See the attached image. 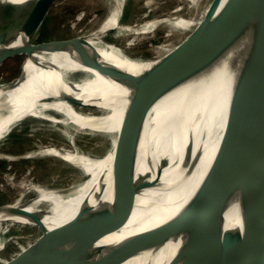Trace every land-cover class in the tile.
Masks as SVG:
<instances>
[{
	"label": "bare ground",
	"instance_id": "1",
	"mask_svg": "<svg viewBox=\"0 0 264 264\" xmlns=\"http://www.w3.org/2000/svg\"><path fill=\"white\" fill-rule=\"evenodd\" d=\"M6 1L14 3L22 0ZM112 1V8L99 24L80 30L64 39V43L39 48L45 21L42 20L22 46L27 52L20 62V71L25 67L26 78L22 81L19 73L12 78L10 87L0 83V158L14 162L40 157L53 168L58 167L56 164H63L68 172H72L73 178L54 187L31 181L27 185L29 189L21 192L16 200L0 203V207L5 208V211L0 208V229L4 224H23L34 229V234L25 232L22 235L23 240L9 255L2 257L0 254V264H12L14 261L24 264L50 230L72 218L113 169L116 151L128 139L127 118L130 117L132 103L137 102L141 92H144L143 84L138 90L131 89L116 79V75L114 77L107 72L112 66L100 70L78 59L76 53L96 54L133 76L141 75L147 79L163 66L179 61L197 46L218 11L217 7L209 11L211 1L197 19L181 15L180 11L186 7V3L182 2L166 14L150 19L136 17L131 22L121 23L126 0ZM263 5L264 0H237L231 35L249 27L257 19ZM81 16L77 15V19ZM77 19L73 26H76ZM94 19L91 17L89 23H93ZM160 25L166 26L167 36L174 34L173 30L188 32L174 46L160 44L152 47L149 44L145 48H152L153 52L135 51L140 35L154 33ZM111 28L115 38L127 35L125 43L103 39ZM90 36L95 40L72 45L73 41ZM33 53L32 61L30 56ZM237 69L234 66H218L207 70L155 104L150 132L153 169L142 155L136 175L148 174L154 178L157 174L161 182L172 183L193 159L199 154L200 157L190 174L173 189L148 188L139 193L137 204L123 226L124 232L148 227L161 219L174 227L179 226L182 217H164L189 197L213 159L225 127L227 101L244 92L238 83ZM39 122L41 129L47 133L40 139L41 142L32 141ZM18 123H34L27 139L32 141V145L17 153L3 150L11 142L9 135L12 127ZM59 134L63 135L64 141L61 142ZM102 139V147L95 151V147L91 149L95 140ZM32 170L33 166H30L25 173L28 175ZM28 191L32 195L27 198ZM261 191L264 204V174ZM247 199H250L247 192L237 197L225 212L224 219L229 227H238L243 231L253 223L246 237L250 259L252 264H264V234L259 230L254 215L248 214L245 208ZM147 203L154 205L145 208ZM102 222L100 218L77 234L50 264H74L80 251L97 234ZM196 226L178 238L147 237L153 248L133 264H225L219 249L207 239L200 225ZM3 232L0 230V250L7 237L3 236ZM203 260L205 262H201Z\"/></svg>",
	"mask_w": 264,
	"mask_h": 264
},
{
	"label": "water",
	"instance_id": "2",
	"mask_svg": "<svg viewBox=\"0 0 264 264\" xmlns=\"http://www.w3.org/2000/svg\"><path fill=\"white\" fill-rule=\"evenodd\" d=\"M236 1L212 0L209 11L214 7L218 11L197 46L179 61L163 66L147 79L141 75L133 76L96 54L85 51L76 53L78 59L100 70L112 66L107 72L116 75V79L131 89L138 90L143 84L144 92H141L137 102L132 103L130 117L127 118L128 139L116 151L113 169L72 218L49 231L24 264H50L77 234L100 218L103 222L99 231L80 251L74 264H133L153 248L147 242V237L178 238L197 224L222 253L225 264H252L246 240L252 224L243 231L238 227H229L224 216L234 200L247 192L250 199L245 201V208L248 214L254 215L259 230L264 234L261 191L264 174V5L249 27L231 35ZM52 3L53 0L14 3L0 0V66L9 58L27 52L22 46L41 21L46 19ZM120 21L126 22L122 18ZM112 32L113 29H109L103 39L108 42L106 36ZM92 40L95 38L90 36L73 41L72 45ZM64 41H39V48ZM30 58L33 61L34 53ZM218 66L238 68V83L244 92L227 101L223 134L199 183L186 200L164 217H182V221L178 227H174L161 219L148 227L124 232L123 226L137 204L136 196L139 193L148 188L173 189L190 174L200 157L199 154L193 159L172 183L161 182L157 174L154 178L148 174L136 175L142 155L153 169L150 132L155 104L194 81L199 74ZM20 73L23 81L27 76L25 67ZM11 85L9 81L5 87ZM153 205L147 203L144 207Z\"/></svg>",
	"mask_w": 264,
	"mask_h": 264
},
{
	"label": "rangeland",
	"instance_id": "3",
	"mask_svg": "<svg viewBox=\"0 0 264 264\" xmlns=\"http://www.w3.org/2000/svg\"><path fill=\"white\" fill-rule=\"evenodd\" d=\"M211 1L212 0H126L121 18L126 22H131L135 20L136 17H146L150 19L155 15L168 13V11L174 6L183 2L186 3V7L180 11L181 15L195 16V18L198 19L199 15L205 11ZM112 6V0H53L52 6L42 25L39 41L44 42L66 39L78 33L80 30L89 29L93 26V24L95 26L103 21ZM149 7L152 9L148 10ZM77 15L82 16L77 19ZM91 17H95V19L94 22L90 24L89 21ZM76 19L78 22L76 26H73V22ZM167 32L166 26L160 25L157 29H155L154 33H143L145 37L140 35V38L136 41V49H131H135V51L144 50L147 53L150 52L149 50L153 52L152 48H145L149 46V44H152V47L160 44L174 46L187 34L188 30H173L174 34L170 36H167ZM124 37L126 38L127 35L115 38V35L112 33L107 34L106 39H116L118 42L123 44L125 43ZM129 37L131 38L132 35L130 34ZM23 57L24 53L17 54L6 60L0 66V83L7 84L12 80V78L19 75L20 62ZM37 124L38 131H34L35 137L32 141L36 140L41 142L40 139L44 138L47 132L41 129V122ZM33 125L34 123H18L14 125L9 135L11 137V142H8V144L3 147V150L17 153L26 147H30L32 145V141L27 139L29 138L28 133L30 134ZM59 135L61 142L64 141L63 135ZM99 136L100 135H95L94 137L99 138ZM101 141H103V139L95 140V142L91 145V149L95 147L93 149L95 151V149L98 150L99 147H102L103 144ZM48 163L49 162H46L40 157L28 160H14V162H9L5 158H0V203L16 200L20 196L21 192L29 189L27 185L31 183V181H40V183L42 182L50 187H54L73 179L71 175L72 172H68L67 168H65L63 164H56L58 167L53 168V166H50ZM30 166H33V170L27 175L25 172ZM26 195L28 198L32 195V192L30 193V191H28ZM0 230L4 231L2 233L3 236H7L3 243L2 250H0L2 257L9 255L12 250L18 246V244L23 240L22 235L25 232V234L28 235L34 234V229L32 230V227L23 224H15L12 226L4 224Z\"/></svg>",
	"mask_w": 264,
	"mask_h": 264
}]
</instances>
